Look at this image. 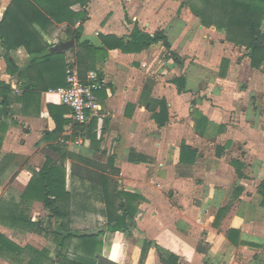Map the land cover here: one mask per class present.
I'll return each instance as SVG.
<instances>
[{
	"label": "crops",
	"instance_id": "1",
	"mask_svg": "<svg viewBox=\"0 0 264 264\" xmlns=\"http://www.w3.org/2000/svg\"><path fill=\"white\" fill-rule=\"evenodd\" d=\"M14 1L0 0V20ZM87 1L83 8L72 2L69 9L74 14L84 10V22H64L49 33L37 24L28 30L54 48L73 39L68 30L80 27V41L98 45L99 36L126 37L137 25L150 36L162 31L170 48L159 43L139 54L111 50L106 60L95 63L93 72L105 84L96 92L100 116L94 118L91 146L87 131L74 129L68 108L63 133L45 136L56 128L48 106H62L56 92L66 86L28 99L18 74L8 73L7 62L22 68L29 56L23 47L5 52L0 43V82L11 90L5 114L0 115V201L18 205L31 173L41 170L47 158L59 163L61 149L66 154L67 193L83 194L91 182L106 175L115 181L116 193L140 198L134 203L130 230H104L100 236L98 264H164L160 258L170 256L177 264H264V207L258 192L264 182V66L253 69L245 48L227 42L213 27L199 22L196 35H188L184 17L190 9L182 7L183 1ZM168 10L180 15L174 35L167 27ZM11 11L20 14V6ZM9 41L41 42L20 36ZM74 49L64 51L66 70L73 66ZM161 50L166 58L158 63ZM170 53L182 59L181 65ZM222 60L228 64L220 76ZM181 76L188 102L170 83ZM88 206L73 218L74 229L105 225L102 204L91 200ZM29 217L47 233L55 228V219L41 203L32 204ZM0 233L21 248L45 251L55 259L51 237L44 232L0 225ZM26 263L27 258L13 263L0 259V264Z\"/></svg>",
	"mask_w": 264,
	"mask_h": 264
},
{
	"label": "trees",
	"instance_id": "2",
	"mask_svg": "<svg viewBox=\"0 0 264 264\" xmlns=\"http://www.w3.org/2000/svg\"><path fill=\"white\" fill-rule=\"evenodd\" d=\"M79 2L85 7L87 0H15L11 6H20V14H13L9 7L0 20V43L5 52L23 47L29 56L24 67L19 68L14 62H7V70L10 74H18L23 82L25 97L28 99L33 94L46 92L50 89L65 87V55L64 52H53L51 46L42 43L38 32L28 30L33 24H37L45 33L50 28L66 22L74 25L76 22L87 20L85 11L74 14L69 11L73 2ZM185 6L199 20L203 27H214L223 32L227 42L246 50V57L253 69L264 66V0H184ZM46 8L44 13L42 10ZM125 20H127L125 15ZM75 42L74 62L78 70L79 78L85 81L89 72L95 71V63L107 59L108 51L119 50L124 54H139L148 50L152 45L161 44L165 50L170 45L162 31H156L153 36L141 31L134 25L129 36L118 38L114 35L99 36V44L93 45L89 41H80L82 28L67 31ZM11 36L24 38H38L39 44H9ZM73 50V49H71ZM170 58L178 65L182 59L175 53H170ZM228 64L222 60L220 76ZM34 74V76H31ZM171 84L176 86L178 94L185 102H188L185 91V78L183 76L172 79ZM41 85V88H38ZM11 90L8 85L0 82V115L5 114V107ZM190 104H193L191 101ZM68 111L62 105L48 106V113L55 122L56 128L52 134L45 136H60L66 123L63 115ZM163 112V109L161 110ZM88 125L76 124V131H87L91 146L95 141L96 121H89ZM44 136V139H45ZM61 154L59 163L47 158L46 163L39 171L31 173V179L20 196L18 205H5L0 201V225L25 232H44L51 237L54 245L55 259H50L47 252H39L29 246L19 247L0 233V259L15 262L27 258L26 264H98L100 260V248L102 242L100 236L104 230L110 233L126 232L133 227L136 206L140 201L136 195L124 192H115V181L106 175H101L98 183L91 182L86 192L79 194L72 190V195L66 192L65 151L57 149ZM182 151H190L183 147ZM194 153V152H193ZM91 164V163H90ZM112 165V161L108 160ZM258 192L263 197L264 207V182L258 187ZM71 200H74L71 202ZM96 201L102 204L101 215L105 220L103 227L94 226L87 230H76L72 227L73 218L89 209L88 202ZM34 202L41 203L50 218L55 219V228L51 233L42 229L38 222H31L29 212ZM71 202V203H70ZM223 210H220V212ZM121 213L119 215L118 213ZM105 228V229H104ZM231 233H237L231 230ZM228 234V237L229 235ZM71 255L72 258L68 256ZM164 264H177V258L170 256L168 259L160 258Z\"/></svg>",
	"mask_w": 264,
	"mask_h": 264
},
{
	"label": "built area",
	"instance_id": "3",
	"mask_svg": "<svg viewBox=\"0 0 264 264\" xmlns=\"http://www.w3.org/2000/svg\"><path fill=\"white\" fill-rule=\"evenodd\" d=\"M66 88L56 92L59 101L70 111L72 122L85 125L90 120L100 116V106L96 98V92L104 88V79L97 73L89 72L82 81L79 78L75 66H69L66 70Z\"/></svg>",
	"mask_w": 264,
	"mask_h": 264
},
{
	"label": "rangeland",
	"instance_id": "4",
	"mask_svg": "<svg viewBox=\"0 0 264 264\" xmlns=\"http://www.w3.org/2000/svg\"><path fill=\"white\" fill-rule=\"evenodd\" d=\"M172 2H181V1H184V0H171ZM169 14H167L166 18L168 19V17L170 18L167 22V27H168V30L169 32L174 35L175 33V29L178 25V21H179V16H177L176 14H174V11L173 10H168ZM186 11V10H185ZM95 13H98V12H95ZM93 16H97L95 15L94 13H92ZM184 22L186 23L187 25V31H188V35L191 34L192 37H194V35H196L197 33V30H198V26H199V20L193 15V13L191 11H187V13L185 14V17H184ZM214 28V27H213ZM216 30V29H215ZM262 30H264V21L262 22ZM216 32L218 33H221L223 36V32H219L216 30ZM203 37H200L199 36V39H202ZM166 58V55H164V52L161 50V53L158 55V63H162Z\"/></svg>",
	"mask_w": 264,
	"mask_h": 264
},
{
	"label": "water",
	"instance_id": "5",
	"mask_svg": "<svg viewBox=\"0 0 264 264\" xmlns=\"http://www.w3.org/2000/svg\"><path fill=\"white\" fill-rule=\"evenodd\" d=\"M69 49H74V40L70 39L69 41H66L64 43H60L58 46L52 48L53 52H64Z\"/></svg>",
	"mask_w": 264,
	"mask_h": 264
}]
</instances>
